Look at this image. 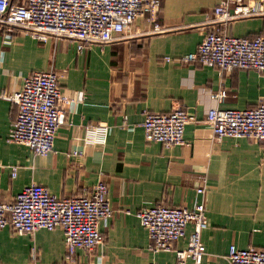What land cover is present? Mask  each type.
Segmentation results:
<instances>
[{"label": "crops", "instance_id": "0c3cea01", "mask_svg": "<svg viewBox=\"0 0 264 264\" xmlns=\"http://www.w3.org/2000/svg\"><path fill=\"white\" fill-rule=\"evenodd\" d=\"M217 2L161 0L160 9L140 16L118 39L82 50L62 36L40 40L16 29L5 39L0 31V93L20 90L31 71L53 69L68 95L77 90L86 94L74 107L61 105L67 121L58 128L53 148L38 155L8 139L16 107L0 96L2 200L12 201L32 183L58 197L78 194L99 178L109 186L114 210L99 222L104 239L92 250H79L80 264H176L173 250L149 247V234L136 212L159 203L191 209L202 185L208 216L202 231L207 251L203 264H230L226 255L231 243L264 247V139L227 135L216 140L205 116L215 105L259 106L264 102V73L242 68L221 75L214 66L181 60L214 25L210 18ZM157 22L163 29L151 31ZM229 32L238 37L264 34V15L235 20ZM221 83L228 95L217 102L210 94ZM176 106L197 117L184 128L185 143L147 141L145 112ZM77 150L81 153L74 155ZM15 164L18 170L12 176ZM192 229L187 224L177 248ZM64 251L60 227L32 233L0 229V264H61Z\"/></svg>", "mask_w": 264, "mask_h": 264}, {"label": "built area", "instance_id": "2783aa9c", "mask_svg": "<svg viewBox=\"0 0 264 264\" xmlns=\"http://www.w3.org/2000/svg\"><path fill=\"white\" fill-rule=\"evenodd\" d=\"M160 7L161 0H0V31L5 39L16 29L27 31L40 40L62 36L75 40L76 48L82 50L93 43L118 39L136 19ZM257 15H264V0H218L210 18L214 25L207 30L196 50L181 56V60L214 66L221 75L242 68L264 73V34L238 37L229 32L233 21ZM162 29L157 22L151 31ZM58 80L59 75L53 69L34 70L26 75L20 90L0 93L16 107L8 139L28 145L35 155L53 148L58 128L67 121L61 105L74 107L86 98L84 90L68 95ZM210 95L217 102L225 101L228 89L221 83ZM205 116L216 140L227 135L264 139V102L255 108L243 109H223L215 105ZM144 117L145 139L161 142L164 146L185 143L186 124L197 120L194 112L182 106L170 111L147 110ZM78 153L81 152L73 151L74 155ZM11 170L15 176L18 165H11ZM108 191L104 178L78 194L61 197L40 183H32L19 191L12 201L0 197V229L9 226L17 233H32L40 228L60 227L65 245L61 264H80L79 250H92L104 239L99 222L111 216L114 210ZM205 192L204 185L198 187V197L191 209L159 203L136 212L147 229L151 249L173 250L176 264H203L207 251L202 231L208 226ZM189 223L193 224V229L184 244L177 248L179 239L187 235ZM31 255L36 262L38 250L35 246ZM226 257L230 264H264V247H238L231 243Z\"/></svg>", "mask_w": 264, "mask_h": 264}]
</instances>
